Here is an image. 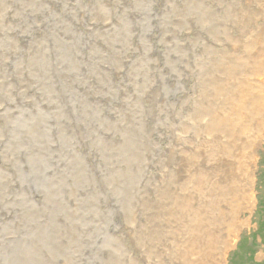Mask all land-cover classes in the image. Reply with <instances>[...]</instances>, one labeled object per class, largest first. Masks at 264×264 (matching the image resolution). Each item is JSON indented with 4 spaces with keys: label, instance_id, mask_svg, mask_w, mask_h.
<instances>
[{
    "label": "rangeland",
    "instance_id": "1",
    "mask_svg": "<svg viewBox=\"0 0 264 264\" xmlns=\"http://www.w3.org/2000/svg\"><path fill=\"white\" fill-rule=\"evenodd\" d=\"M263 62L264 0H0V264H264Z\"/></svg>",
    "mask_w": 264,
    "mask_h": 264
},
{
    "label": "bare ground",
    "instance_id": "2",
    "mask_svg": "<svg viewBox=\"0 0 264 264\" xmlns=\"http://www.w3.org/2000/svg\"><path fill=\"white\" fill-rule=\"evenodd\" d=\"M264 63V62H263ZM259 69V68H258ZM264 69V68H263ZM264 72V71H263ZM255 75H256V73H255ZM259 76V75H258ZM261 79V80H260ZM260 79H259V81L258 82H255L256 84H257V86H255V88L257 89V91H258V94H257V97L255 98L256 99V102H257V104H259L260 105V108L261 109H263V111H262V116H264V75L263 74H261L260 75ZM255 85V84H254ZM247 88V87H246ZM246 90V89H245ZM249 90V89H248ZM248 90H246V91H248ZM252 90V89H251ZM250 91V90H249ZM244 93H246L245 91H244ZM250 94V93H249ZM251 96H253V95H251ZM256 96V95H255ZM252 99V98H251ZM261 109H259V110H261ZM258 112V111H257ZM260 123V122H259ZM245 126V125H244ZM258 128V127H257ZM256 128V129H257ZM261 128V127H260ZM255 132V131H254ZM256 136V135H255ZM258 137V136H257ZM256 138V137H255ZM209 246V245H208ZM227 247V246H226ZM226 247H223L222 248V250H221V254H222V252L224 251H227L228 250V247L226 248ZM218 249V248H217ZM227 249V250H226ZM197 250H198V248H197ZM206 250V249H205ZM220 251V250H219ZM199 252V251H198ZM224 252H223V254H224ZM205 253V252H204ZM215 257V256H214ZM201 259V258H200ZM214 259V258H213ZM218 259V258H217ZM203 260V259H202ZM201 260V261H202ZM208 261V260H207ZM206 261V262H207ZM206 262H204V263H206ZM202 264V263H201Z\"/></svg>",
    "mask_w": 264,
    "mask_h": 264
}]
</instances>
